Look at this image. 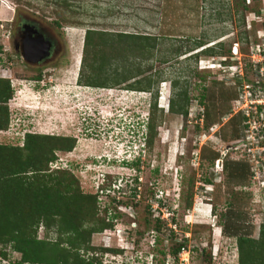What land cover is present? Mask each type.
Masks as SVG:
<instances>
[{
    "label": "rangeland",
    "instance_id": "374dc122",
    "mask_svg": "<svg viewBox=\"0 0 264 264\" xmlns=\"http://www.w3.org/2000/svg\"><path fill=\"white\" fill-rule=\"evenodd\" d=\"M60 1L0 0V79H6L12 91L0 144L19 146L25 133L75 137L70 151H56L58 158L51 166L69 169L84 192L96 189L100 174L117 176L108 181L111 188L99 195V202L129 212H120L119 226L136 225L129 237L123 232L120 236L138 240L134 250L139 264H145L152 252L150 231L155 234L153 252L160 261L159 251L170 254L178 237L194 249L191 264H237L235 238L227 232L257 239L264 228V169L254 177L249 175L255 162L248 150L264 143V118L242 128V143L227 139L233 125L236 130L243 123L237 121L239 117L228 122L237 90L216 67L219 62L239 61L243 78L254 77L252 50L259 49L257 53L264 58V0H66V8ZM21 20L46 32L49 50L33 62L14 50L13 29ZM90 28L105 31L103 41H115L114 49L109 47L112 57L98 74L97 82L103 81L105 87L84 84L96 74L89 70V49L82 58L84 32ZM118 33L154 36V47L141 55L134 47H126L127 41L115 36ZM197 41L203 46H197ZM235 44L237 54L233 55ZM208 45L214 54L199 51ZM106 46L102 48L109 53ZM74 55H78L77 65ZM135 68L144 70L142 75L150 74L151 94L123 89L124 82L112 85L113 74L123 76L129 71L133 75ZM171 77L176 81L173 108L181 102L176 92L183 89L189 116L169 110ZM153 94L157 110L150 148L139 156L131 154L128 163L122 164L126 142L131 149L141 142L140 125H144ZM197 100L204 106L203 121ZM195 111L198 116H193ZM205 123L207 128H203ZM254 128L255 140L248 145L246 138ZM134 161H138L137 168ZM231 162L239 166L237 176ZM114 199L118 202L113 204ZM44 236L53 239L56 233L50 229L45 234L38 227L36 237ZM108 236L112 246L116 235L103 230L92 234L91 243L109 245ZM10 255L11 264L18 260V253ZM111 259L104 254L101 264H115Z\"/></svg>",
    "mask_w": 264,
    "mask_h": 264
},
{
    "label": "trees",
    "instance_id": "16d2710c",
    "mask_svg": "<svg viewBox=\"0 0 264 264\" xmlns=\"http://www.w3.org/2000/svg\"><path fill=\"white\" fill-rule=\"evenodd\" d=\"M60 5L64 8L68 6L66 0H61ZM55 24L57 25L58 22L56 21ZM104 33L106 32L91 28L86 29L84 32L82 58L89 49L92 62L89 64V70L94 74L96 73L94 76L91 75V80H84L86 85L107 86L106 83H102L103 81L97 82V79H99L98 74L103 69L101 65L107 63L112 57L111 49L115 47L112 42L115 41L111 43L103 41L102 36ZM115 36L122 37L123 40L127 41L126 47H134L141 55L148 53L149 49L153 48L155 44V37L151 35L118 33ZM202 44L201 41L196 43L197 46ZM105 45L108 46H106V49L109 53H105L103 50L102 47H105ZM199 51L207 52L209 55L215 53L210 45L201 47ZM196 53H194L195 57ZM234 64H237V62ZM143 72L144 70L135 68L133 75H129L131 74L129 71L123 76L115 73L111 78L112 85L118 86L124 82L123 89L149 93L151 76L150 74L142 75ZM142 80L146 83L141 88L134 87ZM128 81L130 82L125 83ZM226 81H231L237 90L241 78L234 75ZM175 82V79L171 77L170 85L173 95L169 100V110L187 116L188 97L185 90L181 89L176 92L175 96L181 102L177 109L173 108L172 98L175 93L173 89ZM11 94L9 82L6 79H0V130L7 127L8 114L6 106ZM153 95L152 102L148 104L147 109L145 150L150 148L155 133L154 128L156 127L153 116L154 111L157 110L156 94ZM236 97L237 93L232 100ZM196 104L202 107L203 121V103L197 100ZM158 110L161 111V109ZM258 112L262 113L263 119L264 106H259ZM227 113L231 115L230 108ZM237 117H239L237 121L243 124L241 128L236 125V130H233V125L230 133L231 138L228 137L227 139H240V143H242L243 139L239 135L242 128L244 129L247 125L245 123L246 117L241 113H234L228 122L235 121L234 118ZM198 126L200 127L197 124L196 127ZM203 126V128H207L208 124L205 123ZM74 143L75 137L25 133L22 144L19 146L0 144V260H6L8 264H11L9 257L11 256L10 253L13 252L18 253L19 257L12 264H95L94 262H100L97 257L87 256V258L82 256V253H86L88 250L107 251L112 254L119 252L115 248L94 247L91 244L93 233L101 232L110 227L100 215L101 210L102 212L106 210V205H100L99 195L110 187L108 181L111 177L106 176L107 180L94 191L84 192L79 189L77 179L69 169L59 166L51 167L58 158L56 151L68 152L73 148ZM215 158L214 156L211 157V159ZM132 164L134 167H138V161H134ZM230 164L234 166L233 175L237 176L239 166L236 165V162ZM244 170L248 172L246 166ZM249 175L251 176L252 172L249 171ZM188 206L189 202L186 203V208ZM38 227H42L45 234L48 230L53 229L56 237L53 239H48L45 236L37 238ZM222 231L225 232L226 230L222 228ZM227 234L235 238L238 253L237 264H264V228L261 227L259 230L257 239L237 232H227ZM137 242L136 239L134 243L137 244ZM185 242L186 240L182 239L181 243L172 246L169 252L175 254L180 245H184ZM200 254H202V251H200ZM163 255L165 253L161 249L158 256L163 257ZM205 257L206 260L211 261V257L208 255H205ZM161 262L162 259L160 261V259L154 257V264H161ZM135 264H139V262L136 261Z\"/></svg>",
    "mask_w": 264,
    "mask_h": 264
},
{
    "label": "built area",
    "instance_id": "2783aa9c",
    "mask_svg": "<svg viewBox=\"0 0 264 264\" xmlns=\"http://www.w3.org/2000/svg\"><path fill=\"white\" fill-rule=\"evenodd\" d=\"M233 55L237 54V48L236 44L234 45L232 52ZM259 49H253L251 53V62L252 63V71L254 72L252 79L249 80L243 78L244 77V69L243 65L239 61H237V64H222L221 62L218 63V66H220L221 71L223 74H227V79H230L231 76L236 75L238 78H241V83L237 86V97L232 101V106L230 108L231 114L234 113H241L246 117L245 123L248 124L250 121H258L259 119H262V113L258 112L259 106H264V88H263V76H264V58L257 53ZM256 56V57H255ZM216 65V64H214ZM194 115H199L198 111L192 112ZM189 116V115H187ZM198 120V119H197ZM146 118L144 121V125L141 124L140 127H142L140 138L141 142L133 144V147L131 150H135L136 152L140 150L143 152L145 147V135H146ZM144 126V127H143ZM130 128V126H129ZM118 129V128H116ZM129 133V135L132 133L130 129L127 128L124 129ZM255 128L253 131H251L249 134V138H246L247 144H252L251 142L254 139L253 135L251 133L255 132ZM120 132V131H119ZM256 137V136H255ZM258 137V136H257ZM249 142V143H248ZM256 142V141H255ZM259 142V141H258ZM125 148H131V144L129 143V140L126 142ZM249 154L252 156V160L255 162L256 165H264V143L255 145L254 148H248ZM224 153H221V156H223ZM220 160V159H217ZM259 172L257 168H254L252 170V177L256 175V173ZM99 179L102 180L103 177L100 174ZM173 227V226H172ZM151 233V239H150V247L153 248L155 246V234L153 231H150ZM168 239V237L166 238ZM180 238L174 237L175 244L181 243L179 240ZM193 253V247L188 245H180L179 249L175 254H165L162 257L163 264H191V255ZM213 253H216L215 251ZM215 255V254H214ZM154 257H156V253L149 252L147 259L145 261V264H154ZM134 256L131 257L133 260ZM137 258V257H136ZM8 262L6 260H0V264H4ZM135 264V263H132Z\"/></svg>",
    "mask_w": 264,
    "mask_h": 264
},
{
    "label": "clouds",
    "instance_id": "9594fccd",
    "mask_svg": "<svg viewBox=\"0 0 264 264\" xmlns=\"http://www.w3.org/2000/svg\"><path fill=\"white\" fill-rule=\"evenodd\" d=\"M232 54H233V52H232ZM208 67L209 68H213V67H216V65H214L212 67L211 66H208ZM216 68H218L219 70H221L220 66H218ZM159 107H163V106H159ZM146 117H147V115H146ZM143 151L145 152V148H144ZM133 153H135V155H134V157H135V156H139V154L140 153H143V152H141L140 150H138L136 152L135 150H131V148H125V151L122 152L123 155L121 154V159H120V161L122 162V164H124V163L127 164L128 161H129L130 155L133 154ZM126 154H129V155L126 157L125 156ZM113 158L116 160L117 157L116 156H113ZM255 168H257L260 171V169H264V165H256ZM251 172H252V170H251ZM101 175H102L103 179L100 180V183L97 185V187L100 184H103V182H105L107 180L106 176L109 175L112 178V181L114 180V178L117 177V176L113 175L112 173H105V174H101ZM131 180L134 181V178H131ZM126 185H127V181H126ZM126 185H122L121 188L122 187H125ZM110 188L111 187H109L106 191H109ZM118 190H119V188H118ZM131 227H134V226H131ZM131 227H128V226L125 225L124 226V229H121V227L119 226V223H118V224H116L114 226L113 230L112 229L103 230L104 232H108L111 236L116 235L115 236V239H112V241L115 240L113 242L114 244L112 246H111V237L110 236H108V238L110 239L109 245L102 246V247H105V248H115V249H118L119 250V252H117L116 254L106 253L107 255H109V256L112 257L111 262L113 261V262H115V264H129V262H130V264H132V263H135L137 261V258L135 257V250H134V248L136 246V244L134 243V241L136 239H130V240H127L126 239L127 237H129L128 235H129L130 231L132 230ZM120 232L125 233L126 234V238L121 237L120 236ZM104 237H106V236H104ZM133 256H134V258L132 260L131 257H133Z\"/></svg>",
    "mask_w": 264,
    "mask_h": 264
},
{
    "label": "flooded vegetation",
    "instance_id": "af4514ba",
    "mask_svg": "<svg viewBox=\"0 0 264 264\" xmlns=\"http://www.w3.org/2000/svg\"><path fill=\"white\" fill-rule=\"evenodd\" d=\"M33 27H35V26H33V24L30 25V24L22 23V20H21V22L20 21L16 22L15 29H13V34H12L14 47H15L14 50L17 51V49H19L21 41L23 39L28 38V37L33 38L36 35L40 36V34H41L42 38L45 40V43H47L46 38H45L46 32L42 31L38 27H36V28H33ZM15 34H16V36H15ZM47 46H48V50H49L48 43H47ZM117 202H118V200L115 202V199H114L111 203L114 204ZM105 208H106L105 211H103V212H102V210L100 211V215H101V217L104 218V222L107 223L108 225H110V227L107 229L113 230L114 226L119 223L118 218L122 214V213H120V212H122V210H123V212H127L129 214V212L125 209H122V210L117 209L118 205L116 206V204L111 206V207H109V205H106ZM135 225L136 224H134V226ZM92 246L98 247V245H94V244H92ZM106 253H108V252L107 251L99 252V251L88 250L86 253H82V256H84V257H87V256L88 257H97L100 260V262H94V263L95 264H101L102 263V256Z\"/></svg>",
    "mask_w": 264,
    "mask_h": 264
},
{
    "label": "water",
    "instance_id": "95a60500",
    "mask_svg": "<svg viewBox=\"0 0 264 264\" xmlns=\"http://www.w3.org/2000/svg\"><path fill=\"white\" fill-rule=\"evenodd\" d=\"M47 50V43L39 35L23 39L19 48L22 59L28 62L42 58L43 55L47 54Z\"/></svg>",
    "mask_w": 264,
    "mask_h": 264
},
{
    "label": "bare ground",
    "instance_id": "6f19581e",
    "mask_svg": "<svg viewBox=\"0 0 264 264\" xmlns=\"http://www.w3.org/2000/svg\"><path fill=\"white\" fill-rule=\"evenodd\" d=\"M233 53H235L234 50H233ZM74 58H75V60H73V61H75V63H73V64L77 65V63H78V55L77 56L74 55ZM74 68H75V66H74Z\"/></svg>",
    "mask_w": 264,
    "mask_h": 264
},
{
    "label": "crops",
    "instance_id": "0c3cea01",
    "mask_svg": "<svg viewBox=\"0 0 264 264\" xmlns=\"http://www.w3.org/2000/svg\"><path fill=\"white\" fill-rule=\"evenodd\" d=\"M1 131V130H0Z\"/></svg>",
    "mask_w": 264,
    "mask_h": 264
}]
</instances>
